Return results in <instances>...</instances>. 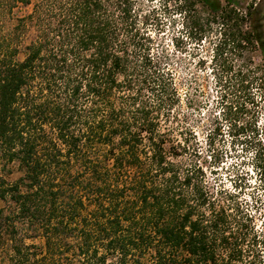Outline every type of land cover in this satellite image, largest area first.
Wrapping results in <instances>:
<instances>
[{
    "label": "trees",
    "instance_id": "1",
    "mask_svg": "<svg viewBox=\"0 0 264 264\" xmlns=\"http://www.w3.org/2000/svg\"><path fill=\"white\" fill-rule=\"evenodd\" d=\"M174 2L197 44L217 33L209 61L221 109L203 135L207 159L168 54L155 52V8L0 0V17L19 13L0 32L4 264H264V227L238 193L210 189L205 167L223 162L228 131L230 144L253 149L264 183V65L234 59L257 47L264 57L248 25L254 3L243 13L219 0ZM184 106L199 109L193 98ZM11 165L20 175L7 180Z\"/></svg>",
    "mask_w": 264,
    "mask_h": 264
},
{
    "label": "rangeland",
    "instance_id": "2",
    "mask_svg": "<svg viewBox=\"0 0 264 264\" xmlns=\"http://www.w3.org/2000/svg\"><path fill=\"white\" fill-rule=\"evenodd\" d=\"M164 0H138L139 12H148L152 8L158 11L159 21H154L153 25L158 24L160 30L152 28L150 33L155 39V52L156 49L164 51L168 54L167 64L171 69L175 83L179 90V95L182 99L181 114H185L189 117L188 123L195 132L197 138L201 142L202 156L207 159L209 152L206 145H204V133L208 129L211 119L218 115L220 112V95L221 90L216 84L213 75L210 73V55L213 46V42L217 37L215 28H212L208 33L206 40L199 44L193 41L192 36H188L189 23L186 22L182 16L176 12L174 0L169 1L166 6H163ZM222 5L230 2L235 9L246 12V8L249 4L254 3L255 13L252 20L248 21V25H254L257 28L258 34L264 41V0H219ZM166 7V8H164ZM18 10L10 16L0 17V32L8 33L14 24V16L18 15ZM185 21V23H184ZM188 26V28H186ZM215 27V25L213 26ZM187 32V33H186ZM174 38H178L180 49L176 51L172 46ZM23 53H20L17 57L18 60H22ZM237 59L235 64L244 65L248 61H252L254 65H264V57L261 49L257 47L255 51H243L240 56L235 55ZM200 60H204V64H200ZM186 98H193L196 101L199 109L192 111L186 109L184 106V100ZM251 106V105H249ZM257 109L259 126L264 129V109L262 106ZM175 122H170L167 127L176 130ZM175 125V126H174ZM175 127V128H174ZM162 128L164 125L162 124ZM226 131V138L223 144V150L225 151V157L223 162L214 167V171L211 172L212 167H208L209 163L205 164L206 167V181L212 191L220 192L222 190L228 193H238L239 200L243 205H247L255 218V223L259 228L264 227V183H260L259 177H257L253 170V149L244 151L240 144H230L231 138ZM171 134H175L172 132ZM261 139H264V131L260 132ZM209 161V159H208ZM9 175L7 180H13L19 177V172L14 165L9 166ZM4 174V173H3ZM30 243V241H28ZM35 244L42 246V240H36ZM6 262L5 245L3 240L0 239V264Z\"/></svg>",
    "mask_w": 264,
    "mask_h": 264
}]
</instances>
